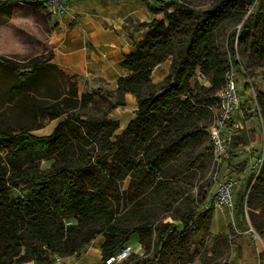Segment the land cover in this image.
I'll return each mask as SVG.
<instances>
[{"label": "trees", "instance_id": "16d2710c", "mask_svg": "<svg viewBox=\"0 0 264 264\" xmlns=\"http://www.w3.org/2000/svg\"><path fill=\"white\" fill-rule=\"evenodd\" d=\"M142 2L153 18L133 24L144 36L123 55L120 67L129 74L108 95L97 88L79 96L77 77L51 63L52 50L27 60L0 56V68L13 75L3 97L18 116H65L48 136L0 128V264L78 259L100 236L104 264L132 235L144 251L132 264H195L193 248H205L203 239L195 241L200 232L213 245L198 263L229 264L228 237L211 236L208 229L216 184L209 175L208 129L230 69L245 67L249 74L264 69V0ZM33 8L49 20L44 9ZM168 59L167 76L153 84L152 70ZM45 72L64 81L62 94L46 96L53 91L47 83L46 94L35 91ZM197 73L207 87L191 83ZM244 92L251 95L247 81ZM127 94L136 110L116 135L119 123L108 115L125 106ZM96 99L106 103V113ZM255 104L264 133V91L256 93ZM91 105L93 116L73 113ZM237 144L234 138L232 147ZM49 160L50 167L42 169ZM234 208L264 239V164L237 193ZM259 259L264 264V255Z\"/></svg>", "mask_w": 264, "mask_h": 264}, {"label": "crops", "instance_id": "0c3cea01", "mask_svg": "<svg viewBox=\"0 0 264 264\" xmlns=\"http://www.w3.org/2000/svg\"><path fill=\"white\" fill-rule=\"evenodd\" d=\"M33 9L27 8L26 11L29 12L22 18L26 20V24H31L33 27L41 23L46 26L43 32L45 36L24 42L26 54L23 58L31 59L40 55L43 53V41L48 42L53 56L51 63L66 75L76 76L92 89L105 83L114 90L116 81L129 74V71L120 67V62L123 55L129 54L134 44L142 40L144 31L135 30L129 25L128 19H132L135 24L136 22H149L153 18L142 0H68L67 15L48 21L39 17ZM170 62L171 59H168L152 70L151 80L153 82L163 80L167 76ZM125 103V106L134 105L132 112L136 110L135 99L132 95H125ZM118 123L120 129L121 122ZM245 124L247 125V122ZM126 125L127 123L123 128ZM250 128H253L255 132L252 134V140L245 145L242 140L249 133L245 132L246 135L240 133L237 137L240 130L235 136L239 144L235 152L226 157L227 161L222 166L221 181L216 182L215 186L231 178L238 180V189L247 183L250 177L249 162L264 154V133L261 124L253 121L252 127H246L245 130ZM239 191L234 195V206ZM208 229L211 236L225 235L228 237L230 242L229 264L261 263L259 256L264 255V239L253 230L247 215L237 216L234 207L229 210L213 206ZM209 241L211 247L213 241L211 238ZM92 242L93 248H89L78 259L65 258L64 264H98V261L93 259L101 260L100 245L103 238L97 237ZM133 245L136 247L135 253L142 250L136 239Z\"/></svg>", "mask_w": 264, "mask_h": 264}, {"label": "rangeland", "instance_id": "374dc122", "mask_svg": "<svg viewBox=\"0 0 264 264\" xmlns=\"http://www.w3.org/2000/svg\"><path fill=\"white\" fill-rule=\"evenodd\" d=\"M22 0H0V56L1 57H11V58H20L24 59L23 57L26 54V49L25 46L23 45L24 42H30L33 38L40 39L41 37L45 36L43 35L44 26L42 23L41 25H38L37 27H33L31 24H26V20H23V15L27 14L29 11H26L27 8L31 9L33 6L31 5H20ZM151 2L153 0H150ZM207 4H202L201 8L206 7ZM50 16V14H48ZM47 17L49 20H51L53 17ZM64 17V16H62ZM60 17V18H62ZM129 25L134 28V25L132 21H128ZM135 29V28H134ZM43 54L45 57L48 56L46 54V50L51 51L49 48V43L43 41ZM52 53V52H51ZM238 59L241 60V57L238 55ZM27 60V59H26ZM244 72H245V77L241 74V72L236 70L235 74V79L237 80V83L240 88L241 92V102L238 108L237 113L235 114V120L236 122H239L243 125V129L238 133L237 137L240 136V133L243 135H246L242 143L245 145V143H248L252 140L253 138V133L255 132L253 128H250L249 130H245L246 127H252V122L255 121L257 124H261V127L263 126V120L260 116L259 110L257 108V105L255 104V97L256 93L259 91H264V69H258L253 72V74H249V71L245 69V67H242ZM169 69V67H168ZM12 77L13 75L10 74L9 72H5L2 68H0V128L3 127H10L12 129L18 130L20 128L29 130L30 133L34 136L37 137H42V136H48L50 135L56 125L60 122H62L65 118V116H61L58 119L54 120H49L48 117L45 114H40L37 116L36 119H25L20 116H18L14 110V108L6 103V98L3 97L7 87L11 84L12 82ZM77 84H78V95L82 93H90L95 89H92L87 83H83L80 81V79H77ZM152 81V80H151ZM161 80H158L156 82H153V84H159ZM247 81L250 86H251V95H247L244 92V83ZM45 83L49 85L51 89V92H49L46 96L52 97L56 95L62 94L65 89L66 85L60 77H58L56 74L53 73V77L47 72H45L42 75V80L38 83V87L35 88L38 93L40 94H46V88H45ZM192 84H198V85H203V86H208V81L203 78L201 75L198 73L193 77L192 79ZM100 91L103 94L112 93V88L105 84L102 83L99 85ZM97 89V88H96ZM254 95V99H253ZM98 102V106L101 108V113H106L108 110V107L104 101H101L99 99H96ZM134 105H127L121 108H117L116 110L112 111L108 117L117 120L118 122H121L120 129H118L115 134L118 135L121 133V131L124 129L123 126L125 123H128L132 117H133V109ZM93 105L89 106L88 109L85 111L83 110L80 112L78 109L73 110L74 114H77V116L81 117V115L85 116H93L97 111L94 109ZM101 116V115H100ZM247 122V125L245 124ZM123 128V129H122ZM246 132V133H245ZM236 138V137H235ZM210 139V138H209ZM210 142V140H209ZM210 145V143H209ZM243 146V145H241ZM237 145L232 147V142L230 146L228 147L225 155L221 159V162L219 166H213L210 171V174L212 179L215 182H218L221 179V171H222V166H224V163L227 161V156H229V153L231 154L235 152ZM242 147H240L241 149ZM97 153H100V151L97 149ZM102 154V153H100ZM52 160L49 161H43L41 163V168L42 169H47L50 167L52 164ZM252 176L248 177L247 183L244 184L240 189L238 187L235 189V194L237 191L240 190V193L246 190L247 185L250 183L251 185V179ZM221 181V180H220ZM128 184V178L124 181L122 190H125L127 188ZM216 191V186L214 185L213 188L211 189V193L213 194ZM195 192V189L194 191ZM16 194V193H15ZM211 196V195H210ZM209 200H207L206 204L208 206ZM210 205V204H209ZM203 208V205L199 206V210ZM166 222H171L172 220L170 218H167L165 220ZM178 228L181 229V226L178 225ZM135 237L136 235L131 236L130 243H128L129 246L132 247V254L129 260L126 262V264H132L134 261L139 260L143 257L144 251L140 252H134L136 250V247H134L135 243ZM138 239V238H137ZM203 239V242L205 244V248L199 249L197 246H195L194 251H195V259L196 263L199 264L198 261L203 259L205 257L207 249L210 247V241L209 239L204 236L202 232H200L196 237L195 241L196 243H199L200 240ZM137 241V240H136ZM93 242L90 243V245L87 247L86 251L89 248H93ZM85 251V252H86ZM84 252V253H85ZM83 253V254H84ZM82 254V255H83ZM93 259V258H92ZM94 261H98V264H103V262L100 259H93Z\"/></svg>", "mask_w": 264, "mask_h": 264}, {"label": "built area", "instance_id": "2783aa9c", "mask_svg": "<svg viewBox=\"0 0 264 264\" xmlns=\"http://www.w3.org/2000/svg\"><path fill=\"white\" fill-rule=\"evenodd\" d=\"M31 4L21 1L20 5H38L53 18H60L68 13V0H27ZM236 70L245 76L242 67L239 69L231 68L226 76L224 88L217 94V102L211 107L213 121L208 129L210 147L212 150L213 166H219L221 159L225 155L233 138L243 129V125L235 120L241 102V92L237 80L235 79ZM254 99V95H253ZM264 145V144H263ZM264 164V154L251 160L248 164V171L252 176L251 184L259 174ZM239 186L235 178L218 183L216 191L212 195L214 207L227 208L232 210L234 207L235 189ZM132 254V247L125 245L113 256L104 261V264H122L124 260ZM65 258H55L54 264H64Z\"/></svg>", "mask_w": 264, "mask_h": 264}]
</instances>
